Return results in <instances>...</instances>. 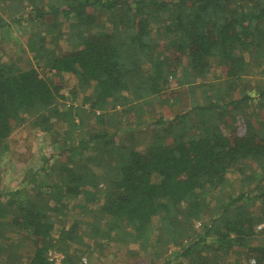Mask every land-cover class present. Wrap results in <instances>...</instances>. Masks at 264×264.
<instances>
[{"label": "trees", "instance_id": "1", "mask_svg": "<svg viewBox=\"0 0 264 264\" xmlns=\"http://www.w3.org/2000/svg\"><path fill=\"white\" fill-rule=\"evenodd\" d=\"M3 40L19 54L0 55V170L24 126L85 136L0 189V264L111 244L264 264V0H0Z\"/></svg>", "mask_w": 264, "mask_h": 264}, {"label": "rangeland", "instance_id": "2", "mask_svg": "<svg viewBox=\"0 0 264 264\" xmlns=\"http://www.w3.org/2000/svg\"><path fill=\"white\" fill-rule=\"evenodd\" d=\"M12 34L15 37V39L19 41L22 49L27 50L26 35L25 34L21 35V31L15 28H13ZM63 44L64 43L61 42V45ZM48 47H50V45ZM18 49L19 48L18 47L16 48V45L13 43V41L3 40L0 46V55L11 56V58H14L15 54H19ZM63 78H64V88L74 89L76 83L75 79L67 75H65ZM66 96L68 97L69 95L66 94ZM81 97L82 94H79V99L77 101L78 105L80 104ZM66 105H69V103H66ZM54 123H55L54 128L56 129V131L53 130L52 135H46V136L43 134L38 135L37 128L31 125L24 126L12 134V137L10 139L11 154H10L9 164L5 166L4 169L1 168L0 170V189L5 187L10 188L12 186H15L19 178L22 177L21 174H19V171L22 169L23 166L30 164L29 165L30 169L31 167L37 168V166H40L42 164L43 158L48 157L49 153L52 152L55 154L56 150H53V146H54L53 143H55V139L58 140L59 142L62 138L66 139L67 137H69V135H72L74 139L83 138L85 136L84 133L85 130L83 129V127L80 129H72L69 127L67 120L54 121ZM58 135L59 138L57 137ZM233 185H234L233 189H237L239 187L238 183H233ZM104 252L102 254L100 253L95 259L91 260V262L90 260H88V263L147 264L148 262L146 258H144L145 254L143 252L137 253L140 251L138 250V245L136 244H132L130 246L123 244H120L119 246H113V244H111L108 246L107 249L104 250ZM106 252H109L110 254L108 255ZM51 255L52 258H56L57 259L56 261L58 262L63 258L62 254L60 253L52 252ZM10 262L16 263L13 260H11ZM22 263L26 264L25 260H23ZM59 264H61V262Z\"/></svg>", "mask_w": 264, "mask_h": 264}, {"label": "built area", "instance_id": "3", "mask_svg": "<svg viewBox=\"0 0 264 264\" xmlns=\"http://www.w3.org/2000/svg\"><path fill=\"white\" fill-rule=\"evenodd\" d=\"M50 260H54V264H59L60 263V261L58 262V261H56L57 259L56 258H52V255H50ZM56 261V262H55Z\"/></svg>", "mask_w": 264, "mask_h": 264}]
</instances>
